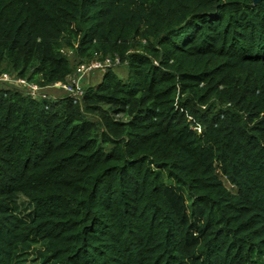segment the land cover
<instances>
[{
    "label": "trees",
    "instance_id": "16d2710c",
    "mask_svg": "<svg viewBox=\"0 0 264 264\" xmlns=\"http://www.w3.org/2000/svg\"><path fill=\"white\" fill-rule=\"evenodd\" d=\"M3 74L0 264H264V0H0Z\"/></svg>",
    "mask_w": 264,
    "mask_h": 264
},
{
    "label": "built area",
    "instance_id": "2783aa9c",
    "mask_svg": "<svg viewBox=\"0 0 264 264\" xmlns=\"http://www.w3.org/2000/svg\"><path fill=\"white\" fill-rule=\"evenodd\" d=\"M119 64V59L117 57L107 58L105 61H93L89 64H80L75 68V71L67 77L66 83L56 82L51 85L52 88L62 89L74 99H79L84 94L83 82L88 77H92L96 71H101L109 67H115ZM0 80L7 83L17 84L21 88L25 89L27 94L36 96L39 94L41 88L31 82H27L23 79H14L8 74H3Z\"/></svg>",
    "mask_w": 264,
    "mask_h": 264
},
{
    "label": "rangeland",
    "instance_id": "374dc122",
    "mask_svg": "<svg viewBox=\"0 0 264 264\" xmlns=\"http://www.w3.org/2000/svg\"><path fill=\"white\" fill-rule=\"evenodd\" d=\"M119 70V74H121V75H123L124 74V72L122 71V69H118ZM124 76V75H123ZM1 77V76H0ZM101 78H102V73L101 72H96L95 74H93L92 75V77H88V78H86V80L83 82V85L85 84V85H89V84H97L98 82H100L101 81ZM1 81V80H0ZM1 82H3V80L1 81ZM7 83V82H6ZM37 95H39V94H37ZM49 95V94H48ZM63 95H65V93L63 92V91H61V90H57V91H55V92H50V95H49V97H50V99H51V97H61V96H63ZM49 99V100H50ZM228 186V185H227ZM33 253H30L28 256H25L24 258H23V260H24V264H33L32 263V260H33ZM34 256H35V254H34ZM35 264H39V262L38 261H36L35 262Z\"/></svg>",
    "mask_w": 264,
    "mask_h": 264
},
{
    "label": "water",
    "instance_id": "95a60500",
    "mask_svg": "<svg viewBox=\"0 0 264 264\" xmlns=\"http://www.w3.org/2000/svg\"><path fill=\"white\" fill-rule=\"evenodd\" d=\"M260 0H253V3L256 4L257 2H259Z\"/></svg>",
    "mask_w": 264,
    "mask_h": 264
}]
</instances>
